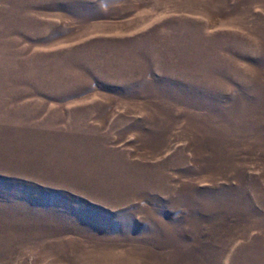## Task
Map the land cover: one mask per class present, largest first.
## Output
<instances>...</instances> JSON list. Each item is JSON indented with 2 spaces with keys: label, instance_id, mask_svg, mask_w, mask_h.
Masks as SVG:
<instances>
[{
  "label": "rangeland",
  "instance_id": "rangeland-1",
  "mask_svg": "<svg viewBox=\"0 0 264 264\" xmlns=\"http://www.w3.org/2000/svg\"><path fill=\"white\" fill-rule=\"evenodd\" d=\"M0 264H264V0H0Z\"/></svg>",
  "mask_w": 264,
  "mask_h": 264
}]
</instances>
